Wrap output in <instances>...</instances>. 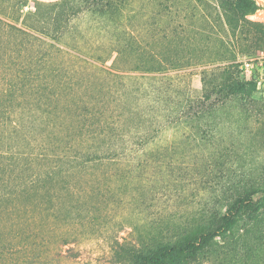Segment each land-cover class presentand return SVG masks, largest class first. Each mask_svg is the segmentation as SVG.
I'll list each match as a JSON object with an SVG mask.
<instances>
[{
	"label": "trees",
	"instance_id": "obj_1",
	"mask_svg": "<svg viewBox=\"0 0 264 264\" xmlns=\"http://www.w3.org/2000/svg\"><path fill=\"white\" fill-rule=\"evenodd\" d=\"M198 3L203 14L190 32L168 39L167 63L141 54L131 69L154 73L167 64L220 63L202 80L203 104L212 98L241 103L251 96V78L239 58L261 54L239 40L253 39V28L264 35V26L247 17L255 1ZM24 6L32 10L23 12ZM78 12L70 0H0V264H50L57 246L72 243L71 224L81 221L92 197L74 177L86 165L113 162L123 131L145 120L136 97L127 101L133 91L125 85H92L85 74L65 70L59 38ZM258 194L264 200V190L252 182L220 198L222 212L213 206L186 221L133 225L136 241L116 239L110 264H264Z\"/></svg>",
	"mask_w": 264,
	"mask_h": 264
},
{
	"label": "rangeland",
	"instance_id": "obj_2",
	"mask_svg": "<svg viewBox=\"0 0 264 264\" xmlns=\"http://www.w3.org/2000/svg\"><path fill=\"white\" fill-rule=\"evenodd\" d=\"M254 1L256 8L247 17L264 26V0ZM70 2L79 12L59 38L65 70L85 74L92 85H125L133 91L127 101L136 97L145 120L123 131L113 162L86 165L85 173L74 177L91 190L90 205L81 221L71 224L72 243L57 246L50 264H110L116 239L136 241L133 225L167 223L169 217L186 221L252 182L264 190V35L253 28V39L239 40L261 54L239 58L240 69L251 78V96L232 105L215 98L203 104L202 80L212 78L210 72L220 63L176 69L167 64L154 73L131 69L141 54H148L150 62H168V39L184 38L203 14L198 0ZM256 197L264 207L261 194ZM224 209L219 206L220 212Z\"/></svg>",
	"mask_w": 264,
	"mask_h": 264
}]
</instances>
